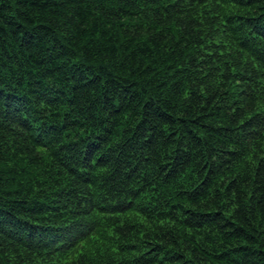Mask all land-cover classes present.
Instances as JSON below:
<instances>
[{"label": "trees", "instance_id": "16d2710c", "mask_svg": "<svg viewBox=\"0 0 264 264\" xmlns=\"http://www.w3.org/2000/svg\"><path fill=\"white\" fill-rule=\"evenodd\" d=\"M0 264H264V0H0Z\"/></svg>", "mask_w": 264, "mask_h": 264}]
</instances>
